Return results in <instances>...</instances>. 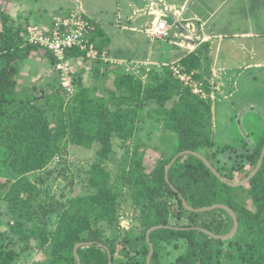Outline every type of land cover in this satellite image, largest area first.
I'll list each match as a JSON object with an SVG mask.
<instances>
[{"label": "trees", "instance_id": "1", "mask_svg": "<svg viewBox=\"0 0 264 264\" xmlns=\"http://www.w3.org/2000/svg\"><path fill=\"white\" fill-rule=\"evenodd\" d=\"M29 13L18 7L0 12L2 166L19 177L20 186L30 189L26 176L47 165L67 143L87 148L92 144L99 146L88 191L61 203L55 229L46 232L34 222L29 230V238H37L42 246H50L49 256L39 264H77L73 251L78 243L104 245L111 254V264H146L149 253L146 233L160 225L177 230L159 229L149 235L153 245L150 264H264V158L248 184L237 188L220 182L191 155L181 156L174 162L168 170L169 183L165 182L166 165L183 151L200 154L230 182H234L232 173L240 174L238 181L246 178L261 153L264 133L249 153L229 167L215 160L209 44H201L175 64L178 75L195 71L191 78L205 96L193 93L168 65L148 68L144 80L141 77L146 67L141 66L138 75L126 73V67L131 68L133 63L111 65L109 61H91L73 50L70 55L82 58L85 63L91 62L88 72L92 82L91 86L83 82L85 68L76 76L70 73L74 92L67 95L58 76L56 90L45 84L41 87L19 85V64L31 52L42 49L22 37L28 27ZM14 14L16 19L12 18ZM22 17L27 20L25 24L20 22ZM88 38L99 55L109 54L106 49L109 38L93 20ZM46 56L54 72V58L47 52ZM108 75L114 77V88L105 91L102 78ZM91 91L95 97L89 95ZM148 103L155 107L145 112ZM148 122L160 125L175 141L169 143V153L157 159L150 173L145 174L140 165L141 150L132 143L140 139L134 136ZM114 142H119L121 149L134 148V156L126 155L123 160L130 165L120 177L110 172L106 162ZM125 191L131 194L136 211L132 221L137 225L121 227L117 214ZM13 192H8L3 199L11 200ZM179 196L193 209L216 204L228 206L238 218L236 235L220 241L196 230L225 235L231 230L232 221L223 210L188 212ZM95 245L77 249L81 264L108 263L106 251ZM16 256L13 249L0 248V264H10Z\"/></svg>", "mask_w": 264, "mask_h": 264}, {"label": "rangeland", "instance_id": "2", "mask_svg": "<svg viewBox=\"0 0 264 264\" xmlns=\"http://www.w3.org/2000/svg\"><path fill=\"white\" fill-rule=\"evenodd\" d=\"M130 1L0 0V12H9L13 7L23 6L30 12L28 24L39 26L37 24L51 23L54 17L63 16L70 9L75 7L81 9L85 16L96 22L109 38V55L117 58L104 53L107 59L116 60L110 63L111 65H121L126 59H144L150 52L152 62L161 61L167 64L178 79L192 88L193 93L205 96L204 92L201 93L203 90L200 86L196 85L191 78L195 71L178 75L175 71L176 65H171L173 60L176 61L178 56L176 51L179 49L165 43L167 39H154L149 36L147 30L153 23L145 29L143 34L121 29L122 26L131 25L126 20V16L132 12L129 6ZM171 1H168L167 5H170ZM232 3L217 17L215 21L217 31L224 34V32L254 30L264 34V0H234ZM15 16L16 14L12 18L16 19ZM166 18L171 22V15H166ZM24 21L27 20L22 17L20 22L25 24ZM228 40L231 39L221 36L215 42H222V44L212 47L213 55L214 50L218 49L215 61L216 72L214 73L218 90L215 92V99L212 103V138L215 160L218 159L229 167L237 159L239 160V157L249 153L253 144L264 133V38L257 39L254 42L255 45L253 43L244 44L242 50H239V46H229L225 43ZM251 47L255 50V55L249 52ZM129 62L133 64L131 68L129 65L126 67V73L137 74L141 66L146 67L142 79L146 77L148 68L159 69L157 65L146 66L148 62ZM257 63L263 64V67L253 69V65ZM90 64L91 62H75L73 70L75 76L83 67L88 70ZM105 66L108 65L103 67ZM211 66L209 62L210 70ZM18 67V79H26L29 85L36 84V87H41L45 84V86L49 85L51 90H56L59 86L58 74L51 70L49 59L43 49L31 52ZM81 77L87 86H91L92 81L90 76H87V72ZM102 82V90L114 88L112 75L102 78ZM89 95L95 97L92 91ZM154 107L155 105L148 103L145 112ZM147 133L150 134L147 135ZM135 137L140 139H135L132 144L138 145L137 147L141 150L140 165L145 174L150 173L157 159L169 153V143L172 140L175 141V137L163 131L160 125L150 122L141 126ZM113 145V152L106 162L110 172L120 177L123 174L122 171H127L130 165V162L124 163L123 160L126 155L127 157L134 156L132 155L134 148L129 147L126 150L123 147L121 149L119 142H114ZM98 148L96 144L87 148L67 143L47 165L26 176L31 184L30 189L20 186L19 177H16L12 170L10 173L8 168L2 166L3 150L0 148V185H2L0 191V248L13 249L17 253L16 259L10 264H39L47 259L49 244L42 246L37 238H29V230L35 223L39 229L46 232L55 229L61 203H64L68 197L78 196L88 191L90 171L98 162ZM231 175L234 177L233 181L238 182L240 174L232 173ZM125 190L128 191L126 188ZM126 191L124 197L121 198V210L117 214L121 227H127V224L137 225L136 221H132V218L136 217V211L131 201V194L128 192L127 194ZM8 192L10 194L13 192V195H11V200L5 201L3 197Z\"/></svg>", "mask_w": 264, "mask_h": 264}, {"label": "crops", "instance_id": "3", "mask_svg": "<svg viewBox=\"0 0 264 264\" xmlns=\"http://www.w3.org/2000/svg\"><path fill=\"white\" fill-rule=\"evenodd\" d=\"M168 1L170 0H131L129 6L132 8V12L126 16L127 22L131 25L129 27L122 26L121 29L129 30L131 31V33L140 32L143 34V32H145V29L148 26H150L151 23H156L157 21H164L169 28V36L165 38L167 39V41L164 42L169 44L170 46H175L176 48L179 49L178 51H176L178 52L176 61L173 60L171 65L176 64L180 59H182L181 58L182 55L184 56L187 55L188 53L193 52L201 44L203 43L209 44L210 66L212 64L210 70L211 73L210 83L212 84L211 100L213 103L216 94L215 92L216 90H218L214 77V73L216 72L215 61L217 60L218 49L216 48V50H214L215 54L213 55L212 47L213 46L218 47L222 44V42L217 43L215 41L220 39L221 36H223V38L228 37V39L231 40L230 41L228 40L225 43H227L231 47L239 46V50H242L243 49L242 46H244V44L245 45L246 43L254 44V42L257 39L264 38V34L254 30L243 31V32H232V33L224 32V34H222L221 32L217 31V29H215V21L217 17L228 5L230 6V4H233L232 2L234 0H178L179 2L176 0H172L171 4L167 5ZM18 8L26 10L25 7L23 6H19ZM166 15H171L172 17L171 22L168 18H166ZM37 25H39L40 27L43 26L42 28H46L50 25V22L47 24L45 23V24H37ZM27 26H31V25L28 24ZM260 29L262 30V28ZM101 30L103 31L102 28ZM106 49L109 51L108 45ZM250 49L251 50H249V52L251 53V55H255L256 46H255V50H253L252 47ZM104 53L106 52H103L102 54ZM107 55L116 58L115 56L109 54ZM151 57H152L151 53L149 52L147 57H145L144 59H126V61H137L142 63L148 62L149 64H145L146 66L149 65L159 66V64L167 65L161 61L152 62ZM30 61H32V59H30ZM246 67H250V66H246ZM262 67L263 64L257 63L254 64L252 68L254 69V68H262ZM78 72H80V69ZM85 72H87V76L88 75L90 76L88 70H86ZM85 72L83 74H85ZM19 84H21L22 86L29 85L26 79H21Z\"/></svg>", "mask_w": 264, "mask_h": 264}, {"label": "built area", "instance_id": "4", "mask_svg": "<svg viewBox=\"0 0 264 264\" xmlns=\"http://www.w3.org/2000/svg\"><path fill=\"white\" fill-rule=\"evenodd\" d=\"M90 26L91 20L81 9L75 7L63 16L54 17L46 28L32 25L22 33L26 42L41 47L54 58V71L57 72L61 88L67 95L74 92L70 73L74 72L75 62L82 60L70 55L72 50L83 53L84 57L91 61L99 59L104 62H116L107 59L104 54H98L88 38ZM147 32L154 39H165L169 36V28L164 21L153 23ZM175 71L178 73L177 69Z\"/></svg>", "mask_w": 264, "mask_h": 264}, {"label": "water", "instance_id": "5", "mask_svg": "<svg viewBox=\"0 0 264 264\" xmlns=\"http://www.w3.org/2000/svg\"><path fill=\"white\" fill-rule=\"evenodd\" d=\"M184 155H191V156H194L196 157L197 159H199L210 171L211 173L222 183L226 184L227 186L229 187H232V188H237V187H241V186H244L246 184H248V182L256 175V173L258 172V170L260 169L261 167V164H262V161H263V158H264V143H263V146H262V149H261V153H260V156H259V159L257 161V164L256 166L254 167V169L250 172V174L244 178L243 180L241 181H238V182H230V181H227L226 179H224L218 172L217 170L210 164V162L208 160H206L203 156H201L200 154L196 153V152H192V151H183V152H180L178 153L177 155H175L171 161L169 162L168 165H166L165 167V171H164V177H165V182L166 183H169L168 182V170L170 169V167L174 164V162L181 156H184ZM172 188V187H171ZM173 189V188H172ZM179 200H180V203L182 205V207L188 211V212H192V213H203V212H209V211H212V210H223L231 219L232 221V228L231 230L225 234V235H216L214 233H211L205 229H201V228H196V230L200 231L201 233L209 236L210 238L214 239V240H220V241H228L230 239H232L236 233H237V230H238V218L236 216V214L234 213V211L232 209H230L228 206H225V205H221V204H216V205H213V206H210V207H203V208H199V209H193L191 208L186 202L185 200L179 196L178 197ZM159 229H175L177 230V228H172L170 226H153L151 227L147 233H146V241L148 243V246H149V253L147 255V258H146V264H150V261H151V257H152V254H153V245L150 243V240H149V235L153 232V231H156V230H159ZM95 244L93 243H78L74 246V258L77 262V264H81L80 263V259L77 255V249L79 247H83V246H94ZM95 246L99 247V248H102L106 251L107 253V256H108V263L107 264H111V254L108 250L107 247H105L104 245L102 244H96Z\"/></svg>", "mask_w": 264, "mask_h": 264}]
</instances>
